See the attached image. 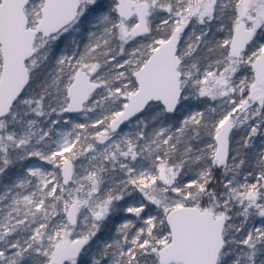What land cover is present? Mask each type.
Returning <instances> with one entry per match:
<instances>
[{"label":"snow or ice","instance_id":"snow-or-ice-1","mask_svg":"<svg viewBox=\"0 0 264 264\" xmlns=\"http://www.w3.org/2000/svg\"><path fill=\"white\" fill-rule=\"evenodd\" d=\"M0 264H264V0H0Z\"/></svg>","mask_w":264,"mask_h":264}]
</instances>
